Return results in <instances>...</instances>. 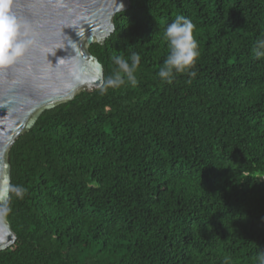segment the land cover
Returning a JSON list of instances; mask_svg holds the SVG:
<instances>
[{
    "label": "trees",
    "instance_id": "obj_1",
    "mask_svg": "<svg viewBox=\"0 0 264 264\" xmlns=\"http://www.w3.org/2000/svg\"><path fill=\"white\" fill-rule=\"evenodd\" d=\"M178 16L200 55L195 78L169 85L157 73ZM113 23L88 47L103 86L45 111L9 150L25 191L0 204L17 237L0 264H260L264 0H131ZM133 53L136 86L106 88L113 58Z\"/></svg>",
    "mask_w": 264,
    "mask_h": 264
},
{
    "label": "water",
    "instance_id": "obj_2",
    "mask_svg": "<svg viewBox=\"0 0 264 264\" xmlns=\"http://www.w3.org/2000/svg\"><path fill=\"white\" fill-rule=\"evenodd\" d=\"M130 5L131 0H14L27 51L0 71V204L10 197L8 153L15 140L45 111L103 86V66L84 45L103 43L115 31L114 17ZM16 240L0 217V251Z\"/></svg>",
    "mask_w": 264,
    "mask_h": 264
},
{
    "label": "clouds",
    "instance_id": "obj_3",
    "mask_svg": "<svg viewBox=\"0 0 264 264\" xmlns=\"http://www.w3.org/2000/svg\"><path fill=\"white\" fill-rule=\"evenodd\" d=\"M14 0H0V71L11 68L26 55L27 43L21 39L20 29L13 14ZM194 24L183 16H178L164 30L169 53L157 73L160 80L172 84L176 75L187 74L195 78L194 71L198 61L199 43L194 36ZM253 52L257 58L264 57V38L255 41ZM129 60L131 63H129ZM117 66L113 74L106 78L105 87H119L124 84L136 86L135 75L140 65L139 54L133 53L128 59L123 55L113 58ZM25 189L10 186L9 193L20 197ZM8 211L7 208L3 209ZM259 262L264 264V251L259 253Z\"/></svg>",
    "mask_w": 264,
    "mask_h": 264
},
{
    "label": "rangeland",
    "instance_id": "obj_4",
    "mask_svg": "<svg viewBox=\"0 0 264 264\" xmlns=\"http://www.w3.org/2000/svg\"><path fill=\"white\" fill-rule=\"evenodd\" d=\"M87 48H88V46H87V44H85L84 45V50L87 51Z\"/></svg>",
    "mask_w": 264,
    "mask_h": 264
}]
</instances>
